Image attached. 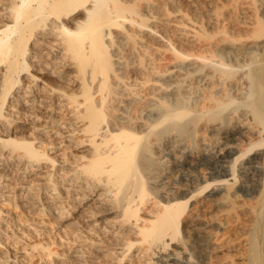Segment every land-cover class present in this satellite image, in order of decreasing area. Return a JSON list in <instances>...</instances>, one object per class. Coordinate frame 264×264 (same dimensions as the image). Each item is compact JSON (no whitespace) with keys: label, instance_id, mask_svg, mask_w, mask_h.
Masks as SVG:
<instances>
[{"label":"bare ground","instance_id":"obj_1","mask_svg":"<svg viewBox=\"0 0 264 264\" xmlns=\"http://www.w3.org/2000/svg\"><path fill=\"white\" fill-rule=\"evenodd\" d=\"M247 1L257 11L261 7L250 36H264V0ZM177 4L175 0H0V64H4L0 116L9 96H16L20 72L35 67L33 58L49 57L60 68L53 71L57 83L50 90H57L62 104L81 122L78 128L89 143L86 161L65 173L70 180L62 183L66 190L57 187L61 181L48 180L53 188L49 197L61 205L69 198L67 206L75 212L69 223L84 231L66 264H81L86 254L112 264H124L123 260L238 264L233 259L238 253L235 240H222L219 233L228 226L243 229L242 264H264V149L254 152L246 164L240 161L255 148H264V41L261 51L257 41L239 48L222 35V43L203 49L176 48L167 31L160 33L150 19L158 18L159 11L167 16L180 12L182 6ZM143 28L165 38V50L172 56L152 57V48L139 45L146 36ZM218 32L206 28L198 36L210 45ZM237 118L244 121L242 127L233 123ZM207 132L209 138L202 136L199 142L197 136ZM42 144L23 136H0V149L14 152L29 167L54 162ZM186 147L198 153L205 172L202 177L184 175L189 184L173 187L168 184L172 169L156 159L161 153L168 159V154L181 148L185 152ZM238 162L252 201L241 197ZM23 181L18 183H34ZM210 187L212 191L206 192ZM36 195L26 191L28 205H35ZM57 208L61 214L67 210ZM217 209L227 211L224 221L219 218L222 214H215ZM111 233L118 234L121 245L104 253L100 246ZM7 260L5 256L0 264Z\"/></svg>","mask_w":264,"mask_h":264},{"label":"rangeland","instance_id":"obj_2","mask_svg":"<svg viewBox=\"0 0 264 264\" xmlns=\"http://www.w3.org/2000/svg\"><path fill=\"white\" fill-rule=\"evenodd\" d=\"M260 1L262 2V0ZM175 3H178L180 6H182L183 10L181 9L180 12H174L168 16L161 15V12L159 11L158 18L150 19V21L152 23L154 22L153 24L158 27V29H161L160 33H163L165 30L167 31L166 34L172 39V41H174V45L176 46V48L180 49L181 47L195 46V49H203L204 47L212 46V44L214 45L218 41H221L222 37H227L230 38L231 41H233L232 44L235 42L231 46H237L239 48H243L240 47V45L246 46L248 44L250 45L252 42L257 41L256 43L259 44L260 48L259 51H261L264 36H260L259 38H251L250 36L252 33L251 30H253V26H255L257 22V10L255 9V6L251 1L248 3L247 0H175ZM259 11H261V7L257 12ZM155 20L157 21L155 22ZM206 28H208V31H210V29L219 31L211 39L212 43L210 45L206 44L204 40L198 36V34ZM142 31L143 35L146 36L140 38L138 40V44H142V47L148 46L149 49L152 48L151 51L154 54H152V57L156 54H158L156 55L158 56V58L160 56H163V54H165L167 57L172 56L171 51L165 50V45H167V42H164L166 41L165 38H163L160 34L158 35V33H152L148 28H143ZM222 32L224 33V36ZM163 34H165V32ZM231 35H234V37L231 38ZM236 35H239V37ZM244 35L249 36V38L244 37ZM235 38L236 40H234ZM151 41L153 43H151ZM32 60L34 61V64L36 63L34 65L35 67H32L33 69H31L29 72H20L21 82L19 86H17V88L19 89H15L16 96H9L7 102L3 106L2 116H0V136L3 138L7 136L12 137L13 135H16L17 137L23 136L24 138L33 140L36 145H39V142H41L43 143L42 145L44 146V149L47 151L49 156H52V158L54 159V162L52 163V165L49 161H46L44 162V164L42 163L39 166L32 165L29 167L25 164V161H23V159L20 158L17 160L14 152L10 155L6 149H0V210H2V212H0V241L2 242L0 243V260H4L6 256L8 257L7 264H16L18 263L16 261H19V264H66L64 263L66 262V259L70 257L72 258V255L74 253L73 251L78 247V245L76 244L79 243V237L82 236L80 235V232L82 233L84 231L78 229L76 227V224L69 223L70 219H72L73 214L75 213L74 210L68 208L69 206H67V201H69V198L66 199V202L62 201L61 205L59 204V200L53 197H49L51 189L53 188H49L48 180L56 179L57 182L61 181L59 182L61 184L57 187L59 189L66 190L63 184L65 182H70V180L68 176H65V173H67V171L72 172L73 169L71 167H76V164L78 162L82 163L86 161L87 155L85 154H90L89 150H87L89 149V143L83 140L84 134L79 129L81 128V122H79V120L75 119L73 115L70 114L71 112L69 111L68 106L65 107L62 104V102H65L62 101L60 97H58L57 90H50L49 86L53 85V83L56 82V72L54 73L53 71L55 69H57L58 71L59 66L58 64H56L57 62H51L53 60H51L49 57L43 59L41 58L40 60L37 58H33ZM161 62L163 63L164 61ZM2 67H4V64L1 63L0 70ZM32 73L36 75L38 79H33L31 75ZM34 82H36V86H34ZM28 85L33 86L27 88ZM42 87L44 88L43 91H41L40 89ZM44 90H46V93L44 92ZM17 97L19 99V102L17 101V103H15ZM18 103L21 107L18 105ZM12 104H16L15 107H12ZM6 117H10L9 121ZM233 121L236 126H243L244 121L242 123L238 122L241 121L238 118L236 120L233 119ZM209 135L210 134L208 132L198 135L197 137H200L198 141L201 142L203 140L202 136L203 138L208 139ZM172 136L173 137L171 138L173 139H175V137L177 138L175 134ZM185 139H187L188 141ZM184 140L188 144L192 143L191 139L184 138ZM155 149L157 150V147ZM263 149L264 148L262 147H258L246 154L243 158H241V164H246L247 158L252 157L254 152L257 153L262 151ZM181 151L182 148L179 149L178 152H175L173 155L168 154L170 155V158H168L169 160L162 157L163 153L159 154L160 156L156 159L157 161H163L165 163L164 165H166L164 167H166L167 169H172V173L170 172L169 175L170 179L171 176L173 177L170 182L171 184H168L176 185L173 187H177V185L182 183L183 184L178 187H183L185 185L187 186L189 184V180H187V178L189 177H185L184 175L192 173L195 177H202L205 172L204 168L201 165L202 160L198 153L194 151V149L186 147L185 152ZM83 155L84 157L82 158L81 156ZM254 164L255 162H253L252 166ZM222 165H225V163H223ZM35 166L38 167V169ZM239 166L240 162L237 163V168ZM241 170L242 168L240 167L236 172V174L238 175L237 185H239L241 189V197L252 201L251 198H249V196L247 195V181L244 180L243 177H241ZM22 174L23 178H21ZM206 176L208 175L206 174ZM35 177L37 179V182ZM260 177L261 176H258V178ZM20 179L22 181L24 180L23 182H25V184L30 182V180L34 181V183L36 184L34 185V183L32 182V184L29 186L21 185L20 183H18L22 182ZM25 179H28V182H26L27 180ZM160 179L161 177L158 178V181ZM162 179L166 180V178L164 177H162ZM210 189L211 187L208 188L206 192H211L212 189ZM29 190L31 192H35L38 195H36L37 197L34 201V206L28 205V202L26 201L27 196H25V193ZM36 201H39L40 203ZM58 206H66L65 209L67 210H65V213L61 214L60 212H58ZM214 212H216V215L218 214V217L222 214L219 218L223 219L222 221H224V216L226 218L227 214L226 210L223 211L222 209H217L214 210ZM233 227H226V232L223 231L225 229L221 228V231L223 232L220 231L219 233L223 237L222 240H235L233 241V243H235V245L237 244L236 246L238 247H235L238 249H236L238 253L235 251L233 259L236 258L235 261L238 264H242L244 263L243 251H245L244 249L246 248L245 235L242 234V228H240L239 226ZM236 227L238 228V230L240 229V231H238ZM116 231L117 230L113 228V232L115 233ZM112 234L113 233H111L108 236L109 239L102 243V245L100 246V249H102L101 251L104 253L115 252V250L118 249L117 247L121 245L120 243L122 241L121 239H118V234ZM224 235H229L230 238H228V236L224 238ZM240 241L241 245H239ZM241 246L243 247V249H241ZM49 251H51V254H49ZM3 255L4 257H2ZM93 255L94 254H92V257ZM85 257H87L88 261L86 259V261L82 262L81 264H112L106 258H102V256L94 255V257L91 258L86 254ZM115 261L117 263L119 262L118 259H116ZM123 263L129 264L127 260H123Z\"/></svg>","mask_w":264,"mask_h":264}]
</instances>
